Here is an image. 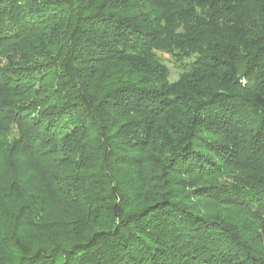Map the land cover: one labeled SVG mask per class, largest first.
Returning <instances> with one entry per match:
<instances>
[{"label":"trees","instance_id":"trees-1","mask_svg":"<svg viewBox=\"0 0 264 264\" xmlns=\"http://www.w3.org/2000/svg\"><path fill=\"white\" fill-rule=\"evenodd\" d=\"M0 264H264V0H0Z\"/></svg>","mask_w":264,"mask_h":264},{"label":"rangeland","instance_id":"rangeland-1","mask_svg":"<svg viewBox=\"0 0 264 264\" xmlns=\"http://www.w3.org/2000/svg\"><path fill=\"white\" fill-rule=\"evenodd\" d=\"M156 55L159 58V61L161 62V64L165 65L166 69L168 70V82L169 83L176 82L181 77V74L185 70L188 69L190 63L194 60V56L184 57L180 55H173L172 53L164 51V50L158 51ZM244 83L245 82L242 81V84ZM232 174L237 175L236 172H232ZM239 174L241 175L240 172ZM229 175L230 174L226 173V175L223 177V180L232 182ZM27 180L29 182L28 187L32 188L36 186V179L33 177V175H28ZM46 196L48 197L47 198L48 200H47V203L44 204V211L40 213L41 215L39 219L37 220L36 218V220L37 222L43 224L45 231H46L45 233L50 234L52 233V230L54 229L56 230V228L58 227L54 225V224H57V221L62 220L63 224H65L73 216L77 217L78 212H79L78 209L80 208V206H78L77 204L75 205L64 204L60 199L59 200L55 199V197L51 195V193H48V192L45 194V197ZM185 198H188V196ZM190 200L191 202H195V203L199 202L200 205H205L207 208L209 207L210 209H212L213 207V206L211 207L208 203H205L204 201H199L195 199H190ZM224 214L228 215L232 219H237L236 221L239 222L240 224L239 226L243 225L244 227H246V229H249L250 227L257 229V223L255 222L256 225H254V222L252 221L253 219L251 220V217H250L251 215H249V213L245 212L241 208L236 207V208L228 209L225 211ZM250 220H251L252 226H249L248 224H246L250 222ZM259 226L260 225H258V227ZM26 230L28 229L26 228ZM30 230H33V229L30 228ZM25 239L28 240L31 238L25 237Z\"/></svg>","mask_w":264,"mask_h":264}]
</instances>
